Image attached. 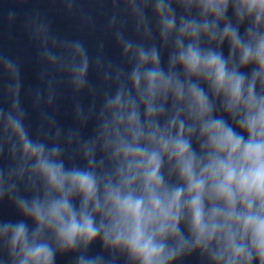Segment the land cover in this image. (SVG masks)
I'll list each match as a JSON object with an SVG mask.
<instances>
[{"label":"clouds","instance_id":"9594fccd","mask_svg":"<svg viewBox=\"0 0 264 264\" xmlns=\"http://www.w3.org/2000/svg\"><path fill=\"white\" fill-rule=\"evenodd\" d=\"M47 3L36 87L0 43V264H264V0Z\"/></svg>","mask_w":264,"mask_h":264}]
</instances>
